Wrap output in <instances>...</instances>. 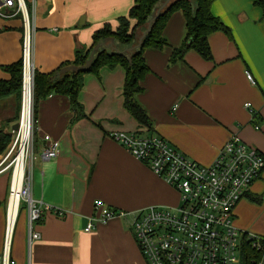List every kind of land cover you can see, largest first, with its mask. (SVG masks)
Listing matches in <instances>:
<instances>
[{
	"label": "crops",
	"instance_id": "crops-1",
	"mask_svg": "<svg viewBox=\"0 0 264 264\" xmlns=\"http://www.w3.org/2000/svg\"><path fill=\"white\" fill-rule=\"evenodd\" d=\"M133 1L36 0L34 69L48 73L72 61L76 51L89 49L96 31L106 24L115 28ZM23 2L31 19L32 1ZM210 11L228 29V34L208 37L211 60L189 51L182 61L169 63L172 50L185 38V21L178 11L163 30L166 45L143 53L149 73L135 101L145 111L150 130L123 108L121 67L84 75L78 95L83 118L74 121L66 96L52 94L38 103L31 196L43 203L42 218L33 225L40 238L28 244L27 214L20 209L10 248L15 264H146L128 220L113 218L92 232H83L95 200L126 212L152 206L174 208L179 203L177 192L113 141L111 133L160 137L202 165L212 163L232 135L264 155L262 11L251 0H212ZM22 32L20 17L0 18V80L8 79L2 68L21 59ZM245 71L255 85L247 81ZM246 103L250 111L244 108ZM15 109L13 98L0 102V129L5 133L11 134L17 123ZM45 136L59 143L54 159L40 158ZM4 157L0 154V171L6 166ZM9 182L10 171H1L0 256ZM232 221L238 230L264 238V169L235 206Z\"/></svg>",
	"mask_w": 264,
	"mask_h": 264
},
{
	"label": "built area",
	"instance_id": "built-area-1",
	"mask_svg": "<svg viewBox=\"0 0 264 264\" xmlns=\"http://www.w3.org/2000/svg\"><path fill=\"white\" fill-rule=\"evenodd\" d=\"M31 1L30 19L23 0H0V18L20 17L23 28L18 129L11 133L12 140L3 160L6 166L1 170L10 171V182L0 264H15L10 256L11 238L21 205L27 214L29 245L40 238L33 225L41 220L43 214V203L31 196V168L36 158L33 145L32 63L36 0ZM244 74L247 81L255 85L251 74L248 71ZM244 108L250 111V104H244ZM23 122L26 137L22 143L20 132ZM110 137L175 190L179 203L174 208L152 206L126 212L95 200L92 215L83 232H92L97 225L113 218L128 220L129 229L146 264H241L244 244L262 253L258 264L264 262V238L238 230L232 221L235 206L249 193L264 169L263 154L245 144L237 135H232L218 150L212 163L202 165L157 136L114 132ZM43 141L45 146L40 153L41 160L54 159L59 152V143L48 136L43 137ZM20 151L22 156L18 163ZM53 212L59 217L63 215L58 210Z\"/></svg>",
	"mask_w": 264,
	"mask_h": 264
},
{
	"label": "trees",
	"instance_id": "trees-1",
	"mask_svg": "<svg viewBox=\"0 0 264 264\" xmlns=\"http://www.w3.org/2000/svg\"><path fill=\"white\" fill-rule=\"evenodd\" d=\"M164 2L165 0H134L127 16L119 18L115 28L106 24L93 34L88 50L76 51L72 61L64 62L48 73L34 69V122L38 103L52 94L66 96L69 99L71 110L75 114L74 121L85 117L78 101L84 75H97L102 68L121 67L124 70L123 108L138 125L150 130V121L145 111L135 101V95L142 91L141 83L149 73L143 53L147 49L160 50L166 45L163 30L171 14L181 12L185 21V38L178 48L172 50L169 58L171 64L182 61L189 51H194L205 61L211 60L208 37L216 32L228 34V29L211 14L212 0H170L167 7L152 23L141 45L129 52L128 50L137 44L138 38L147 28V23ZM251 2L254 7L262 11L264 17V0H251ZM92 51H94L93 59L89 67L83 69ZM2 70L8 79L0 80V102L13 98L16 119H18L22 81L21 59L3 67ZM253 117L256 118V115ZM256 125L257 122L254 123V126ZM11 140L12 135L0 129V154L6 153ZM261 259L262 253L244 244L241 264H258Z\"/></svg>",
	"mask_w": 264,
	"mask_h": 264
},
{
	"label": "water",
	"instance_id": "water-1",
	"mask_svg": "<svg viewBox=\"0 0 264 264\" xmlns=\"http://www.w3.org/2000/svg\"><path fill=\"white\" fill-rule=\"evenodd\" d=\"M170 0H165V2L159 7V9H157L155 15L149 20V22L147 23V28L146 30L141 34V36L138 38V41H137V44L130 48L128 51L131 52L133 50H135L136 48H138L140 45H141V42L144 38V36L146 35V33L148 32V30L150 29L152 23L154 22V20H156L159 15L162 13V11L167 7V5L169 4ZM93 54H94V51H92L90 54H89V59L85 65V67L83 69H87L93 59ZM18 129V124L16 123L13 127H12V131H16Z\"/></svg>",
	"mask_w": 264,
	"mask_h": 264
},
{
	"label": "bare ground",
	"instance_id": "bare-ground-1",
	"mask_svg": "<svg viewBox=\"0 0 264 264\" xmlns=\"http://www.w3.org/2000/svg\"><path fill=\"white\" fill-rule=\"evenodd\" d=\"M26 99H27V97L25 95L24 113H26V111H27ZM25 127H26L25 123L23 122V124L21 126V132H20V137L22 139V143H23V141L25 140V137H26V128ZM21 156H22V153L20 151L19 154H18V163L20 162Z\"/></svg>",
	"mask_w": 264,
	"mask_h": 264
},
{
	"label": "rangeland",
	"instance_id": "rangeland-1",
	"mask_svg": "<svg viewBox=\"0 0 264 264\" xmlns=\"http://www.w3.org/2000/svg\"><path fill=\"white\" fill-rule=\"evenodd\" d=\"M19 116V115H18ZM17 121H18V119H17ZM22 208H24V206L23 205H21V209ZM21 216V215H20ZM19 219V218H18ZM17 222H18V220H16V224H17Z\"/></svg>",
	"mask_w": 264,
	"mask_h": 264
}]
</instances>
